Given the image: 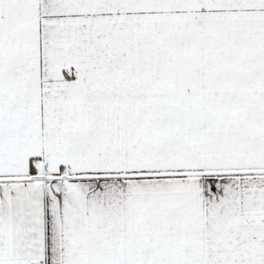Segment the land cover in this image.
I'll use <instances>...</instances> for the list:
<instances>
[{
  "label": "snow or ice",
  "instance_id": "6c2138e0",
  "mask_svg": "<svg viewBox=\"0 0 264 264\" xmlns=\"http://www.w3.org/2000/svg\"><path fill=\"white\" fill-rule=\"evenodd\" d=\"M0 264H264V0H0Z\"/></svg>",
  "mask_w": 264,
  "mask_h": 264
}]
</instances>
